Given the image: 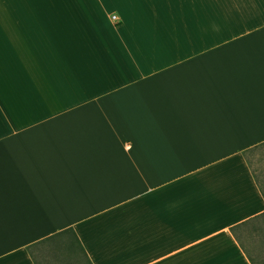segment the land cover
Instances as JSON below:
<instances>
[{
  "label": "crops",
  "instance_id": "crops-1",
  "mask_svg": "<svg viewBox=\"0 0 264 264\" xmlns=\"http://www.w3.org/2000/svg\"><path fill=\"white\" fill-rule=\"evenodd\" d=\"M263 141L264 0H0V264H255Z\"/></svg>",
  "mask_w": 264,
  "mask_h": 264
},
{
  "label": "trees",
  "instance_id": "trees-1",
  "mask_svg": "<svg viewBox=\"0 0 264 264\" xmlns=\"http://www.w3.org/2000/svg\"><path fill=\"white\" fill-rule=\"evenodd\" d=\"M264 152V141L247 149L245 151V156L253 170V173L259 183V186L264 193V188L260 184L257 175L252 167L251 161L249 159L250 153H263ZM261 215H264L261 214ZM259 215V216H261ZM259 216L253 218L256 219ZM251 219V220H253ZM234 226L232 229L237 232V229L242 227L244 224ZM29 252L31 253L36 264H93L83 242L81 241L77 231L73 227H68L57 231L44 239L37 241L28 246ZM40 251L42 253H47L50 260L45 262H40L35 256V252Z\"/></svg>",
  "mask_w": 264,
  "mask_h": 264
},
{
  "label": "rangeland",
  "instance_id": "rangeland-1",
  "mask_svg": "<svg viewBox=\"0 0 264 264\" xmlns=\"http://www.w3.org/2000/svg\"><path fill=\"white\" fill-rule=\"evenodd\" d=\"M249 159L260 184L264 188V152L250 153ZM237 237L255 264H264V215L244 224L237 232ZM37 260L45 262L50 260L47 253L35 252Z\"/></svg>",
  "mask_w": 264,
  "mask_h": 264
},
{
  "label": "built area",
  "instance_id": "built-area-1",
  "mask_svg": "<svg viewBox=\"0 0 264 264\" xmlns=\"http://www.w3.org/2000/svg\"><path fill=\"white\" fill-rule=\"evenodd\" d=\"M114 17H116V16H114Z\"/></svg>",
  "mask_w": 264,
  "mask_h": 264
}]
</instances>
